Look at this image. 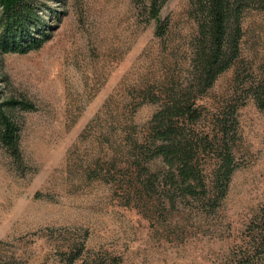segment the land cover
<instances>
[{
	"label": "rangeland",
	"instance_id": "374dc122",
	"mask_svg": "<svg viewBox=\"0 0 264 264\" xmlns=\"http://www.w3.org/2000/svg\"><path fill=\"white\" fill-rule=\"evenodd\" d=\"M246 1L240 57L199 94L186 90L188 0L155 19L138 0H32L37 48L0 50V109L17 137L16 153L0 141V262L264 264V114L249 90L263 75L264 8ZM186 93L208 185L230 149L223 196L165 186L152 156L154 115Z\"/></svg>",
	"mask_w": 264,
	"mask_h": 264
},
{
	"label": "trees",
	"instance_id": "16d2710c",
	"mask_svg": "<svg viewBox=\"0 0 264 264\" xmlns=\"http://www.w3.org/2000/svg\"><path fill=\"white\" fill-rule=\"evenodd\" d=\"M145 4L144 10L149 18L155 19L167 0H138ZM190 14L197 23V37L194 45L192 67L194 74L188 92L204 93L211 88L219 75L228 71L235 60L240 57V40L242 37L241 17L246 0H188ZM264 8V0H260ZM3 31L0 36V50L3 52H25L37 48L40 38L34 37L30 28L37 21L32 0H4L2 2ZM164 25L160 24L158 29ZM250 94L256 106L264 114V67L263 75L250 87ZM192 97L186 93L180 98H172L153 117L155 123L151 131L154 144L153 157H160L166 168L163 177L165 186L171 187L183 195H194L196 189L208 196L216 192L221 196L227 189L230 175L234 171L233 160L227 143L222 142L218 155L217 173L208 185L198 170L197 157L202 153L204 141L190 135L187 124L194 123L197 107ZM231 108V107H230ZM234 113V108L228 109ZM221 124V123H220ZM225 124L221 130L225 136L228 132ZM0 141L10 151L17 152V137L12 125L0 109ZM208 139V137L206 138ZM202 142V143H201ZM204 146V145H202ZM173 202V199H169ZM264 227V223H263ZM0 264H7L2 263Z\"/></svg>",
	"mask_w": 264,
	"mask_h": 264
}]
</instances>
